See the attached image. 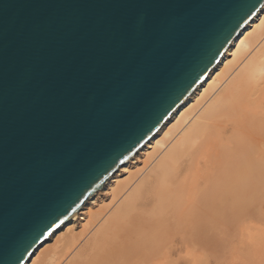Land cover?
<instances>
[{"label": "water", "instance_id": "1", "mask_svg": "<svg viewBox=\"0 0 264 264\" xmlns=\"http://www.w3.org/2000/svg\"><path fill=\"white\" fill-rule=\"evenodd\" d=\"M264 0H0V264L133 157Z\"/></svg>", "mask_w": 264, "mask_h": 264}, {"label": "bare ground", "instance_id": "2", "mask_svg": "<svg viewBox=\"0 0 264 264\" xmlns=\"http://www.w3.org/2000/svg\"><path fill=\"white\" fill-rule=\"evenodd\" d=\"M103 191L111 203L91 205ZM263 195L264 4L189 97L24 264H129L157 250L167 257L168 230L227 234Z\"/></svg>", "mask_w": 264, "mask_h": 264}, {"label": "rangeland", "instance_id": "3", "mask_svg": "<svg viewBox=\"0 0 264 264\" xmlns=\"http://www.w3.org/2000/svg\"><path fill=\"white\" fill-rule=\"evenodd\" d=\"M142 164L143 163L141 162L140 165L142 166ZM96 199L98 203L93 202V201H92L93 203H91V205L96 204V207L100 206L101 204L103 205L109 204L112 201L111 198L108 196V194L105 193V191H103V193L99 192V194H97ZM114 208L115 206L112 207L111 210H113ZM246 218H248L247 222H246ZM253 221L254 223H257V224H254ZM76 224L78 225V223ZM258 224L260 227L257 226ZM263 225H264V195L260 200L256 202H252L249 205V208L247 209L245 214H243L242 216L236 217L232 221V223L230 224L231 229L229 233L226 234L223 231L218 232L217 234H214L212 238H210L209 234L205 233L196 238H193V237H190V235L187 234L185 231H182L179 228L170 229L168 230V233H167V243H166L167 244V248H166L167 255L165 254V256L167 257H164V255L160 253L158 254L159 250H157V253L154 256L152 257L151 256H148V257L139 256L137 259H135L132 263H129V264H155L157 263L159 259L161 260L159 264L161 263L162 264H253V263L254 264H264V255H263L264 254V247H263L264 246L263 245L264 244V227ZM220 226L221 228H223L225 225L221 223ZM250 228L251 229L253 228V229L250 230ZM246 229H247V234H246ZM95 230L96 229L92 230V232L88 234L87 236L88 238L86 237L84 239L85 242L83 240L80 243V246L78 248H80L82 245H85L88 242V239L94 235ZM183 233H184V236H182ZM248 233H249V236H247ZM90 234H92V236ZM254 237L255 239H253ZM191 238H193L194 241H198L197 244L193 243L192 245ZM234 240L236 241L234 242ZM255 240L260 243L257 244ZM252 246L255 248H252ZM256 246L260 248V251L258 250L259 248H257ZM192 250L194 251V253ZM253 255L258 256V257H253ZM156 258H158L157 261H155ZM255 258L259 260L256 259L257 260L256 261ZM64 264H66V262Z\"/></svg>", "mask_w": 264, "mask_h": 264}]
</instances>
